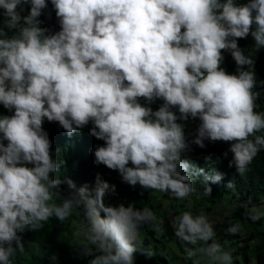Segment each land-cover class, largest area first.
Masks as SVG:
<instances>
[{
  "label": "clouds",
  "instance_id": "9594fccd",
  "mask_svg": "<svg viewBox=\"0 0 264 264\" xmlns=\"http://www.w3.org/2000/svg\"><path fill=\"white\" fill-rule=\"evenodd\" d=\"M50 2L60 30L48 34L39 19L47 0H0V104L13 113L0 116V264H10L16 248L24 251L18 233L39 230L53 216L63 222L74 209L84 219L73 236L85 255H94L90 264H134L137 251L154 255L139 240L143 224L159 233L154 212L107 205L115 185L99 174L91 189L68 180L63 195L61 181L51 175L60 165L45 119L69 136L91 122L90 135L104 141L94 149L96 165L118 171L132 187L178 200L192 194L199 176L206 185L222 180L182 158L192 144L229 143L223 155L231 152L229 165L244 174L264 151V112L255 111L254 60L238 40L251 35L255 51L264 48V0ZM24 5L27 15L21 14ZM224 51L236 63L234 74L221 67ZM156 100L163 103L154 111L148 105ZM189 118L200 121L191 141L178 122ZM173 226L184 242H204L203 251L217 264H231L202 212L175 215ZM239 230L237 224L227 231Z\"/></svg>",
  "mask_w": 264,
  "mask_h": 264
},
{
  "label": "trees",
  "instance_id": "16d2710c",
  "mask_svg": "<svg viewBox=\"0 0 264 264\" xmlns=\"http://www.w3.org/2000/svg\"><path fill=\"white\" fill-rule=\"evenodd\" d=\"M48 7L43 10V14L39 18L42 21L40 25L43 28L49 30L48 34L59 31V22L55 16V11L50 0H47ZM238 4L247 3L248 0H235ZM24 11L22 15H27L29 6L24 5ZM3 10L0 9V26L4 20L2 15ZM13 33H9L11 36ZM238 45L244 50L245 55H250L254 60V72L256 74L257 87L253 88V92H259V98L256 100L257 107L255 111L264 112V87L260 86V83L264 81V48L259 51H255L254 40L249 35L247 38L239 39ZM224 60L221 63V67L225 69L229 74L236 72V63L231 54L227 51L223 52ZM141 104H147L143 99L140 100ZM163 103L162 100H156L148 106L152 107L155 111ZM174 111H176L174 109ZM12 112L5 109L0 104V116L12 115ZM178 114V112H177ZM184 126V132L186 139L191 141L194 139L197 128L200 124L199 119L189 118L187 121H178ZM46 127H49L48 137L51 141V154L53 158L59 163V169L56 173L51 174L54 179L61 181V189L65 190L62 194L67 195L68 180H71L76 188L79 189L83 186H88L89 189L94 187L97 174L100 178L109 183V185H115V191H110L106 196L112 200H119L125 207L131 205L135 209L142 210L143 200L148 196V192L156 191L153 189H144L139 185L132 187L123 182L118 171L110 170L103 164L96 165L94 163V149L96 146H103L104 141L93 138H80L69 137L63 138L65 130L59 125L58 122H48L45 119L43 129L46 131ZM93 127L90 122L87 126L78 131L90 130ZM56 130V131H55ZM56 132L60 136V139L56 138ZM264 134V133H259ZM252 139V137H249ZM7 144V141L4 142ZM206 147L201 149L198 146L192 144L191 150L183 154L182 158L189 159L196 168H203L205 173L214 174L220 173L222 180L219 183H211L210 181L206 185L203 176L195 178L193 183L194 191L190 196L200 197L207 204L220 203L223 198L229 197L231 201H237L233 208V211L229 215L222 217V222H215L213 229H220L221 227L229 228L230 225H240L242 230L252 232L264 230V218H257L253 215L249 208L258 207V209L264 211V151H261L249 165L248 170L241 174L237 171L235 166H230L229 162L232 160V153L228 152L225 158L223 153L228 151L230 144L217 141L212 142L205 140ZM212 156V162H206L204 157ZM217 157L219 159L217 160ZM62 162V163H61ZM131 166V165H129ZM231 183L232 187H228ZM210 186L212 191L210 195L205 194V187ZM159 192V191H158ZM160 198L164 201H168L169 205H174L178 200L174 198L170 193L159 192ZM189 196V197H190ZM176 200V201H175ZM181 200V203H184ZM262 200V202H259ZM58 203L59 200L54 197L53 201ZM262 204V205H261ZM103 215V214H102ZM83 214L74 209L73 214L65 221H60L56 217H51L48 222H45L43 227L39 230L33 231L25 229L18 235L22 238L24 251L21 252L19 248H16L14 255L11 258L10 264H90L93 259L91 255H85L81 250H71L68 236L75 232L76 229L83 223ZM76 223L75 226H72ZM149 233L154 236L157 234L161 236L166 233V239L171 240L175 235V231L169 227H162L159 233L151 228L149 224ZM248 234V240L253 237ZM229 232H227L223 238V244L221 245L224 251L232 250L235 248V243ZM175 237H177L175 235ZM178 238V237H177ZM244 238V239H245ZM173 240V239H172ZM181 240V239H180ZM142 245L147 249L149 240L143 238ZM175 241V240H174ZM178 244V243H177ZM13 247H16L13 244ZM154 255L149 257L148 260L144 259V255L141 251H137L134 254V264H167L164 259H159V250L155 247L151 248ZM240 250V249H238ZM242 264L245 260L241 259ZM253 264H264V247L257 250Z\"/></svg>",
  "mask_w": 264,
  "mask_h": 264
},
{
  "label": "rangeland",
  "instance_id": "374dc122",
  "mask_svg": "<svg viewBox=\"0 0 264 264\" xmlns=\"http://www.w3.org/2000/svg\"><path fill=\"white\" fill-rule=\"evenodd\" d=\"M45 129L47 133L50 132L49 127H46ZM56 135V138L60 139V136L57 132ZM76 136L80 138L84 137L96 139L90 135V130L78 131L71 136H69L65 131L63 138L68 139L69 137L73 138ZM147 195L148 196L145 198V200H143L142 207L151 209L155 216H159V218L171 219V216L178 215L185 211L191 212L194 216L202 212L207 216L212 226H215V222L221 223L222 217L224 218L225 216L229 215V213L233 211L235 203L237 202L231 201L229 197H226L223 198L220 203L216 202L214 204H207V202L203 201L200 197L190 196L185 198L184 203L179 204L181 200H178V202L175 200L176 202L174 205H169L168 201H164L160 198L161 194L158 191H150ZM259 202H262V200ZM105 203L107 205L119 206L121 201L112 200L106 196ZM249 209L256 217L264 218V211L258 209V207H252ZM75 225L76 223L72 224V226ZM228 229L229 228L226 229L224 227H221L220 229H214V240L220 245L223 244V236L228 232ZM249 233V231H244L240 228L237 233L229 237L230 239H233L235 243V248L226 251L231 254V264H242L241 259L245 260L244 264H253L252 261L257 250L264 247V230L250 233L253 237L251 240L245 238ZM144 237L148 238L149 240L147 249L150 248L152 251L151 248L155 247L157 250H159L158 258L166 260L167 264H217V262H214L203 251L207 245L202 241H197V243L193 245L180 240L179 238L175 237V235L172 236L171 240L169 241L165 238L166 233L162 234L161 236H158L157 234L152 236L149 233V226L147 224H143L139 231V240L141 241ZM68 240L71 250H82L79 246H77V239L74 238L73 232L68 236ZM208 243H212V241H209ZM190 252L192 253L191 255L189 254ZM91 256L94 258V255ZM144 259L148 260L149 257L144 255Z\"/></svg>",
  "mask_w": 264,
  "mask_h": 264
},
{
  "label": "built area",
  "instance_id": "2783aa9c",
  "mask_svg": "<svg viewBox=\"0 0 264 264\" xmlns=\"http://www.w3.org/2000/svg\"><path fill=\"white\" fill-rule=\"evenodd\" d=\"M155 217H156V223H158L160 225V230L162 229V227H169L171 230L175 231V227L173 226V218H174V216H171L172 217L171 219H162V218H159V216L158 217L155 216Z\"/></svg>",
  "mask_w": 264,
  "mask_h": 264
},
{
  "label": "crops",
  "instance_id": "0c3cea01",
  "mask_svg": "<svg viewBox=\"0 0 264 264\" xmlns=\"http://www.w3.org/2000/svg\"><path fill=\"white\" fill-rule=\"evenodd\" d=\"M177 202H178V200H177ZM181 202V201H180Z\"/></svg>",
  "mask_w": 264,
  "mask_h": 264
}]
</instances>
